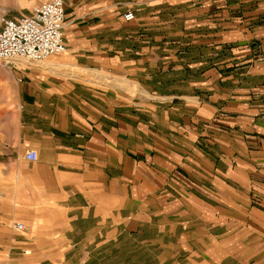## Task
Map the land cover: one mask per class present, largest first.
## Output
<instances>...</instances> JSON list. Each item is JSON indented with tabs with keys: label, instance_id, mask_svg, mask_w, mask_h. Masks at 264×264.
Returning <instances> with one entry per match:
<instances>
[{
	"label": "crops",
	"instance_id": "crops-1",
	"mask_svg": "<svg viewBox=\"0 0 264 264\" xmlns=\"http://www.w3.org/2000/svg\"><path fill=\"white\" fill-rule=\"evenodd\" d=\"M65 12L0 64V262L264 264V0Z\"/></svg>",
	"mask_w": 264,
	"mask_h": 264
},
{
	"label": "built area",
	"instance_id": "built-area-1",
	"mask_svg": "<svg viewBox=\"0 0 264 264\" xmlns=\"http://www.w3.org/2000/svg\"><path fill=\"white\" fill-rule=\"evenodd\" d=\"M126 21L135 19V14H124ZM65 0H47L33 7L29 15L0 18V63L11 65L16 59L43 61L67 50L65 40ZM29 161L38 159L36 151L26 153ZM17 231L26 230V225L15 223Z\"/></svg>",
	"mask_w": 264,
	"mask_h": 264
},
{
	"label": "rangeland",
	"instance_id": "rangeland-1",
	"mask_svg": "<svg viewBox=\"0 0 264 264\" xmlns=\"http://www.w3.org/2000/svg\"><path fill=\"white\" fill-rule=\"evenodd\" d=\"M36 1L37 0H0V18H1V15L3 14L7 16H11V17H20L24 15H29ZM11 114H12L11 112L8 113L7 111L0 109V116H4V115L6 116V115H11ZM4 156H7V155H4L0 152V158ZM8 156H13V155H8ZM2 168L3 167L0 166V174H1ZM22 222L25 223V225H27L26 221L23 220ZM0 264H7V263L0 262Z\"/></svg>",
	"mask_w": 264,
	"mask_h": 264
}]
</instances>
